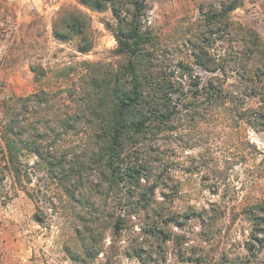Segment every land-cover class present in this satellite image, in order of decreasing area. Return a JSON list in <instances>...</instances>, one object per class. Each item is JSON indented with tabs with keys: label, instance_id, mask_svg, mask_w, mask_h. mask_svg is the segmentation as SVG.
I'll return each mask as SVG.
<instances>
[{
	"label": "trees",
	"instance_id": "trees-1",
	"mask_svg": "<svg viewBox=\"0 0 264 264\" xmlns=\"http://www.w3.org/2000/svg\"><path fill=\"white\" fill-rule=\"evenodd\" d=\"M78 4L92 12L111 11L117 23L113 53L121 59L108 71L100 63L84 64L77 111L46 132L26 129L16 115L10 117L0 131L8 172H1L0 187H23L32 158L39 170L58 180L74 215L76 247H65L74 264H94L102 255L104 264H115L120 253L142 264L165 261L170 254L180 264H264V202L233 212L232 225L241 216L252 225L242 239L230 227L223 230L227 211L219 205L200 209L185 200L189 195L182 194L175 172L209 176L215 170L212 142L224 136L219 116L234 126L243 120L264 125L263 112L246 106L248 99L264 103V41L232 16L245 0L200 5L198 22L170 40L150 27L149 0ZM90 29V17L79 7L62 9L53 23L57 40L79 38L80 54L93 47ZM219 41L229 45L216 52ZM183 56L192 57L193 64ZM195 67L213 75L205 86ZM229 77L236 81L230 87ZM48 95L42 91L7 103L27 107ZM70 131L95 146L56 156L54 149ZM171 142L186 155L182 164ZM256 168L264 171V158ZM36 221L43 223L38 215ZM125 234L129 238L122 246Z\"/></svg>",
	"mask_w": 264,
	"mask_h": 264
},
{
	"label": "rangeland",
	"instance_id": "rangeland-1",
	"mask_svg": "<svg viewBox=\"0 0 264 264\" xmlns=\"http://www.w3.org/2000/svg\"><path fill=\"white\" fill-rule=\"evenodd\" d=\"M227 1L149 0L148 22L161 38L170 40L182 36L186 28L198 22L200 5L219 6ZM67 7H79L90 17L93 47L87 54L77 52L79 38L62 42L53 35V23ZM232 16L244 26L256 29L264 41V0H245L244 6ZM116 24L111 11L92 12L80 6L78 0H0V131L13 115L26 129L38 127L41 132H46L59 118L74 115L78 107L76 101L81 96L79 78L86 74L84 64L100 63L102 70L108 71L109 65H117L121 59L113 53L117 49L112 33ZM228 45L227 41H219L215 51L221 52ZM182 58L193 64L192 57ZM194 70L203 86L213 76L198 67ZM234 82L235 79L229 77L228 86ZM42 91L49 95L41 96L38 102L27 107L19 104L12 108L11 103H7L10 98L25 99ZM246 106L264 114V103L260 99H248ZM218 120L224 136L221 142H212L215 170L212 169L209 176L180 173L178 169L175 172L182 194L189 195L185 200L200 209H209L212 203L219 205L227 211L223 230L228 231L230 227L232 235L245 239L252 230L248 219L241 216L235 225L231 224V219L233 212L239 213L248 206L264 202V171L256 168L264 158V125L258 122L257 127H253L243 120L234 126L223 116ZM171 144L182 164L186 155L177 143ZM94 146L84 135L70 131L54 153L60 157L74 154L81 147L92 149ZM36 161V158L29 160V181L25 177L23 187L18 184L14 189L0 187V264H74L65 252L66 246L76 247L74 215L58 180L39 170ZM5 163L0 135V174H8ZM226 169L227 178L223 180ZM209 178L214 181H208ZM214 183L217 187L210 188L211 191L204 189ZM37 215L43 223L36 221ZM128 238L127 234L122 237V246L127 245ZM110 242L108 235L107 244ZM120 254L115 264H142L136 258ZM260 261L264 263V254ZM104 262L102 255L94 264ZM148 264L180 263L170 254L165 261L153 259Z\"/></svg>",
	"mask_w": 264,
	"mask_h": 264
}]
</instances>
